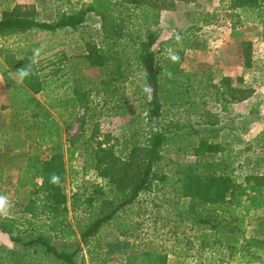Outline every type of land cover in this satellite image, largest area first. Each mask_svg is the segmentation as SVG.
Instances as JSON below:
<instances>
[{"label": "trees", "instance_id": "16d2710c", "mask_svg": "<svg viewBox=\"0 0 264 264\" xmlns=\"http://www.w3.org/2000/svg\"><path fill=\"white\" fill-rule=\"evenodd\" d=\"M176 1L195 0H90L73 12L60 14L52 22L38 20L34 10L27 6L15 5L2 12L0 34L75 31L84 25L90 14L100 21L101 40L85 41L84 53L78 55L80 58H68L63 51L45 57L42 50L35 54L36 45H32L31 51L0 49L7 64V69L0 66V73L7 86L8 107L12 110L9 116L18 120L19 126L25 125L24 130L28 133H35L38 149L49 146L60 135V124L50 109L66 107L73 114L89 102L91 90L85 89L78 78L83 62L88 67H98L101 72V89L96 93H101L103 102L106 104L115 98V107L121 109L129 61L125 50L131 49L132 60L151 92L139 104L140 113L134 117L138 122L132 127V144L125 154L121 152L123 149L116 154V145L110 144L111 139L118 141L117 138L109 134L97 135L94 131V137L101 135L102 139H96V146L90 147L94 160L92 167L104 183L95 186L89 195L74 193L70 197L72 212L79 213L81 209L86 212L84 221L78 223L80 242L67 217L62 156L59 153L49 158L38 153L23 156L25 165L18 177V186L30 185L36 191L38 197L33 204L37 207L36 201H39L40 210L37 213L35 207L34 216H43L49 224H41L35 234L9 233L16 249L8 252H22L15 255L16 261L24 260L25 264H44L46 261L47 264L50 256L57 264H85L80 252L82 244L90 264H106L109 256L121 260L119 264H170L162 246L137 240L139 235L135 233L141 225L138 218L145 211L134 210L141 196L161 193L167 185V190L171 188L184 200V207L177 210L175 216L186 223L197 251L216 254L225 241L231 253L240 254L243 264H264V213L256 214L258 210H264V173L247 174L242 182H238L225 171L230 168L229 158L237 156L240 150L229 152L220 142L205 136L195 141L193 135H199L198 130L179 131L183 126L173 120L177 114L199 112L206 96H212L215 102L235 103L248 98L250 92L234 87L229 76L214 83L204 73L199 75L181 68L184 51L195 49L188 39L184 40L183 49L174 48V43L168 44L175 50L165 58L156 59L153 46L157 34L154 29L160 23L161 12L173 9ZM225 3L231 18L236 14L246 18L252 15L251 22L261 28L260 36L264 39V0H225ZM237 24L242 25L233 21L231 27L234 29ZM241 46L243 67L247 69L252 63L253 45L248 40ZM42 55L44 57L39 59ZM237 81L242 82V78L238 77ZM53 82L56 86L51 88ZM57 88L64 89L63 100L52 97ZM37 95L43 96V102ZM153 120L156 129L148 127ZM139 134L145 136L143 140L139 139ZM178 143L185 152L192 149L193 160L177 164L172 177L159 175L156 171L169 149L167 147ZM161 195L165 194L162 192ZM131 209L132 221L126 222L123 216ZM28 210L32 212L31 208ZM246 221L252 225L248 236ZM6 226L3 222L0 229L7 232ZM111 226L115 229V238L100 245L101 230ZM226 238L241 243L234 248L226 243ZM53 240L57 244H53ZM93 240H96L94 245Z\"/></svg>", "mask_w": 264, "mask_h": 264}, {"label": "rangeland", "instance_id": "374dc122", "mask_svg": "<svg viewBox=\"0 0 264 264\" xmlns=\"http://www.w3.org/2000/svg\"><path fill=\"white\" fill-rule=\"evenodd\" d=\"M90 0H0V17L4 10H10L15 5L27 6L34 10L35 17L40 21L52 22L62 13L73 12L88 4ZM252 15L231 18L226 9L225 0H195L193 2L176 1L174 8L163 10L160 15V23L154 29L157 34V41L153 46L156 59L165 58L175 47L183 49L184 40L191 41L195 49L184 51L181 68L187 72H196L199 75L205 74L217 83L222 77L229 76L234 87L247 89L249 97L240 102H215L212 96H206V101L199 112L182 113L173 117L183 127L179 131L198 130L199 135H193L195 141L205 136L214 142H220L225 150L233 152L240 150L237 156L229 158L230 168L228 172L238 182H242L247 174L264 173V39L261 38V28L251 22ZM241 22L233 29L232 22ZM99 18L90 14L83 26L78 30H63L54 34L31 31L28 33L8 32L0 34V49L6 48L10 51L32 50L36 45L35 54L38 50L44 52V56H54L63 51L68 58L83 52L85 41L92 39L95 42L101 40ZM252 42V63L247 69L243 67L242 42ZM175 44L170 48L168 44ZM175 50V49H174ZM173 50V51H174ZM128 65L125 70L127 79L124 83L122 101L123 108H116L115 98L104 103L99 82L102 79L98 67H88L83 62L80 74V83L85 89L91 90L89 102L85 106L78 107L74 113L66 107L50 109L51 115L60 124L59 137L53 140L49 146L37 148L35 133H28L24 126L12 140L11 147L36 151L43 158H49L52 154L59 153L62 156L65 172L64 188L67 195L68 221L75 231L78 242V223L84 221L86 212L84 209L78 213L71 211L72 194L89 195L90 191L104 181L97 176L93 169L94 160L91 159L90 147L96 146V141L102 139L99 134H109L112 138L110 144H114L115 153L120 150L125 154L132 144V127L136 126L137 117L140 113L139 104L151 94L148 86L144 84L141 72L136 68L132 60L131 49H126ZM43 55L39 59L44 57ZM80 58V57H79ZM67 66V62L65 63ZM0 66L7 69L6 61L0 54ZM67 68V67H66ZM12 76V75H11ZM241 77L242 82L238 83L237 78ZM17 81V79L13 76ZM0 87V98L7 101V86L2 76ZM19 84V81H17ZM56 83L51 84L54 88ZM64 89L54 90L52 97L64 98ZM43 102L41 95L36 96ZM192 98V97H191ZM195 101L198 98H192ZM169 106H167L168 108ZM170 109V107H169ZM132 110L134 113H132ZM7 111L0 112V124H5ZM170 113V112H169ZM9 114V113H8ZM72 114V115H70ZM171 115V113L169 114ZM155 120L148 124V127L156 129ZM211 123V124H209ZM25 124V123H24ZM208 131H206V130ZM97 135L94 137L95 132ZM203 131V132H202ZM35 137V138H34ZM94 137V138H93ZM143 140L144 135L139 134ZM25 138V143H22ZM35 141H32L34 140ZM97 139V140H96ZM29 141V142H27ZM186 142L185 139L182 141ZM126 143V145H123ZM179 144V148H178ZM172 144L168 151L163 154L160 167L157 173L172 177L175 174L177 164H187L193 160L192 149L184 151L181 144ZM39 180V179H37ZM164 186L161 193L150 192L141 196L134 210L145 211L138 220L141 222L140 229L135 233L139 235L137 240L144 242L151 241L159 244L168 253L170 264H243L239 253H231L226 247L225 241L216 254H210L206 250L197 251L195 243L192 242L191 231L184 221L175 216L177 210H181L183 199L178 198L170 188ZM36 194V191H35ZM177 199L178 202H177ZM153 202V203H151ZM170 213V215L168 214ZM264 210H258L256 214L262 215ZM126 222L132 221V209L123 216ZM41 224H49L44 217H41ZM246 235H250L252 225L246 221ZM42 227V226H41ZM44 231L48 230L43 228ZM116 236L114 227L103 228L98 236L100 245L104 242H111ZM227 239V238H226ZM57 244L56 240L52 241ZM96 243L93 240L92 245ZM226 243L238 248L240 240H226ZM81 255L85 264H90L85 247L81 244ZM80 255V256H81ZM48 259V257H47ZM46 259V260H47ZM122 261L118 258L106 257V264H119ZM212 262V263H211ZM46 263V261H45ZM44 263V264H45ZM47 264H57L49 256Z\"/></svg>", "mask_w": 264, "mask_h": 264}, {"label": "crops", "instance_id": "0c3cea01", "mask_svg": "<svg viewBox=\"0 0 264 264\" xmlns=\"http://www.w3.org/2000/svg\"><path fill=\"white\" fill-rule=\"evenodd\" d=\"M2 75L0 73V87ZM8 102L0 98V112L7 111L5 124H0V196L7 199L6 209L0 212V224L6 222V230L0 229V264H25V261H16L15 255L21 253H9L8 250L16 249V245L11 241L9 233L15 234H35V231L41 228V217L35 214L34 200L37 195L30 185L25 187L18 186V177L21 174L24 165V155L27 153L34 154L36 151L30 150L29 146L26 149H18L19 147H11V141L16 140V135L21 130L16 119L9 116L11 109L8 107ZM9 113V114H8ZM17 123V124H16ZM26 139L22 138V143ZM29 142V141H27ZM39 184L40 180H36ZM32 204V205H30ZM36 212L40 210L39 201H36ZM31 208L32 212L28 209ZM7 250V251H5Z\"/></svg>", "mask_w": 264, "mask_h": 264}, {"label": "clouds", "instance_id": "9594fccd", "mask_svg": "<svg viewBox=\"0 0 264 264\" xmlns=\"http://www.w3.org/2000/svg\"><path fill=\"white\" fill-rule=\"evenodd\" d=\"M7 205V199L4 196H0V212L5 211Z\"/></svg>", "mask_w": 264, "mask_h": 264}]
</instances>
